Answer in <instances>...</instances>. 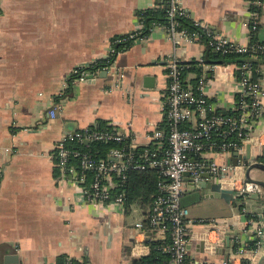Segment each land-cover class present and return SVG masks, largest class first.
Masks as SVG:
<instances>
[{"label": "crops", "instance_id": "0c3cea01", "mask_svg": "<svg viewBox=\"0 0 264 264\" xmlns=\"http://www.w3.org/2000/svg\"><path fill=\"white\" fill-rule=\"evenodd\" d=\"M178 1L184 14L215 36L235 45L248 43L250 0ZM162 2L168 7L166 0H0V149L8 150L0 152V264H56L60 256L79 264H132L150 253V241L166 239L135 228L146 226L148 209L87 202L79 186L57 169L54 157L63 136L100 121L134 148L151 146L153 132L164 130L166 59L197 61L204 45L194 40L175 45L163 29L137 38L123 51L114 42L139 29V12ZM258 8L257 37L264 43V0ZM102 60H107L106 70L91 72L84 82L73 78L76 67ZM204 70L210 107L232 109L240 92L237 66ZM257 78L264 88V64ZM262 106L240 151L216 158L230 165L231 177L240 182L247 181V146L254 161L262 163L264 95ZM234 153L237 166L230 161ZM248 178L264 181V171L252 169ZM255 193L257 200L244 194L229 202L188 204V259L242 264L246 259L237 256L238 249H248L255 233L264 232V189ZM216 223L224 233L214 230ZM263 255L264 237L250 264Z\"/></svg>", "mask_w": 264, "mask_h": 264}, {"label": "built area", "instance_id": "2783aa9c", "mask_svg": "<svg viewBox=\"0 0 264 264\" xmlns=\"http://www.w3.org/2000/svg\"><path fill=\"white\" fill-rule=\"evenodd\" d=\"M170 25H155V29H163L175 45L182 40L200 39L198 33L188 34L185 30H177V23L173 20L176 14L184 15L178 0H166ZM261 0H250V7L260 6ZM252 30L258 25V14L251 13ZM203 29L207 45L222 53L235 50L236 53L247 52L246 45H235L225 39L215 36L206 26L195 22ZM143 25L126 37L118 38L114 42L122 43L136 40ZM151 31V32H152ZM113 52V51H112ZM167 77L168 87L162 105L166 130L158 129L152 134V145L139 154L136 148H111L102 158H95L89 154L67 148L69 142H115L121 143L125 138L114 130H91L89 128L69 133L58 140L54 147L55 166L63 172L70 184L78 185L84 199L93 204L105 203L123 205L124 190L121 188L128 171L155 170L159 176L157 191L148 209L146 227L142 223L135 224L139 231L151 232L162 238L169 239L165 250L170 254L169 264H194L188 259L189 229L192 220L187 207L181 205V198L187 193L184 175L189 174L192 181H202V174H208L207 181L219 184L222 188L233 191L234 196L260 192L261 187L247 181H237L231 172L234 170L225 162L219 163V155L230 151H240L241 142L248 139V131L263 111L262 97L264 88L259 78L254 80L249 66L237 67L239 74L240 100L236 102L237 116H222L217 114L208 104L204 92L206 72L198 78L196 86L187 83L181 77V62L174 56H168ZM203 58L199 63H203ZM108 66L93 72L106 70ZM207 68H210L208 66ZM91 66L83 65L72 71V76L78 82H84L91 71ZM59 108V107H58ZM50 117L55 116L51 111ZM191 124V125H190ZM264 146V142H263ZM8 152L7 149L1 150ZM76 158V162L71 159ZM90 175V180L87 178ZM214 230H220L214 224ZM220 230V232H219ZM264 232L255 233V249L239 248L237 256L253 262L261 250ZM67 264H72L68 261ZM222 264H228L223 262Z\"/></svg>", "mask_w": 264, "mask_h": 264}, {"label": "trees", "instance_id": "16d2710c", "mask_svg": "<svg viewBox=\"0 0 264 264\" xmlns=\"http://www.w3.org/2000/svg\"><path fill=\"white\" fill-rule=\"evenodd\" d=\"M251 11L259 12L257 6L251 7ZM138 18L143 25V28L138 35L139 37L147 36L151 33L152 28L159 24L169 26L171 23L170 17L168 16V9L165 4L158 3L154 8H147L139 12ZM173 20L177 23L176 29L181 31L185 30L188 34L198 33L201 35L199 41L203 43L205 49L203 53V61L205 64L214 65H227L235 64L237 67H243L247 65L251 68L254 80L259 75V65L264 64V43L260 42L257 37L256 29L252 30V22L249 24L248 33V48L245 53H236L235 50H228L225 53L215 51L213 48L207 45L208 39L206 38L203 29L195 24V21L189 16L188 13L184 15L176 14ZM127 38V36H124ZM122 38V37H121ZM133 43V40H128L116 45L117 50H125ZM107 60L99 61L98 64L94 65L89 69L93 72L96 69L103 68L106 65ZM241 69L238 70V73ZM203 66L196 61H188L181 63V77L187 79V83L193 87L196 86L198 78L203 74ZM193 74L194 78H189V75ZM240 96H236L235 102L238 103ZM217 114L222 116H237L238 112L234 110L228 111H216ZM164 130H166V127ZM91 130H112L106 123L100 121L98 125L89 127ZM163 130V129H162ZM67 148L70 150L78 151L80 154H89L95 158L104 157L111 148H125L128 149V140L124 139L121 143L108 142H69ZM147 148V147H145ZM144 147H138L134 151L136 154L142 152ZM76 158L71 159V162H76ZM259 161L264 163V155L259 158ZM159 176L155 170L128 171L125 181L122 183V189L124 190V206L129 208L131 205H137L142 210L149 209L153 198L157 191V182ZM242 208V205L240 206ZM242 210V209H241ZM246 218L251 219L250 215H246ZM146 227V226H145ZM169 243L168 237L165 240L150 241V253L147 256L135 259L132 264H169L170 254L166 252L165 248ZM248 249H255L254 243L248 246ZM70 261L72 264H79L73 259L67 256H60L56 264H67ZM242 264H250L249 260H242Z\"/></svg>", "mask_w": 264, "mask_h": 264}, {"label": "water", "instance_id": "95a60500", "mask_svg": "<svg viewBox=\"0 0 264 264\" xmlns=\"http://www.w3.org/2000/svg\"><path fill=\"white\" fill-rule=\"evenodd\" d=\"M90 77L91 76H88V78ZM243 160H244L243 161L244 164L247 165V169L245 171V177L247 181L251 183H255L264 189V181L252 180L248 178V173L252 169H259L264 171V164L254 161L255 158L250 156L249 146H247L246 154L243 157ZM250 160H253L254 162L249 164ZM230 161L232 162L233 166H237V162H238L237 153L233 154ZM208 176H209L208 174H202L201 176L202 181H198L194 183L192 181V178L189 177L188 173L184 175V180L186 181V185L188 189L186 195L181 198L182 206L186 207L188 204L196 203L202 199H223L226 202L236 199V197H234L233 195L232 190L227 188H222L219 184H215L212 181H207ZM249 198L257 200L258 194L251 193L249 195ZM228 235H231V233H228ZM201 245L203 246L204 242H201ZM256 264H264V255L261 256V258L257 261Z\"/></svg>", "mask_w": 264, "mask_h": 264}, {"label": "rangeland", "instance_id": "374dc122", "mask_svg": "<svg viewBox=\"0 0 264 264\" xmlns=\"http://www.w3.org/2000/svg\"><path fill=\"white\" fill-rule=\"evenodd\" d=\"M139 21V23L141 24V22H140V20H138ZM139 25V24H138ZM142 25V24H141ZM202 25V24H201ZM202 26H204V25H202ZM194 41H197V42H200L199 41V39H196V40H194ZM201 43V42H200ZM202 45H203V43H201ZM203 58V57H202ZM201 59V58H200ZM199 59V60H200ZM199 60H197L196 62H198L199 63ZM180 61V60H179ZM181 63H182V61H180ZM200 64V63H199ZM201 66H205L206 68L208 67V66H210V65H208V64H205L204 62L203 63H201ZM165 69H166V73H167V62H166V66H165ZM167 75V74H166ZM192 76H194L193 74H191ZM191 75H189V78H190V76ZM167 87H168V84H167ZM166 91H167V88H166ZM165 95H166V92H165V94H164V100H165ZM163 105V104H162ZM236 102L234 103V105H233V108L232 109H230V110H234V111H237L236 110ZM216 112V111H215ZM238 112V111H237ZM217 113V112H216Z\"/></svg>", "mask_w": 264, "mask_h": 264}, {"label": "bare ground", "instance_id": "6f19581e", "mask_svg": "<svg viewBox=\"0 0 264 264\" xmlns=\"http://www.w3.org/2000/svg\"><path fill=\"white\" fill-rule=\"evenodd\" d=\"M249 196V195H248Z\"/></svg>", "mask_w": 264, "mask_h": 264}]
</instances>
